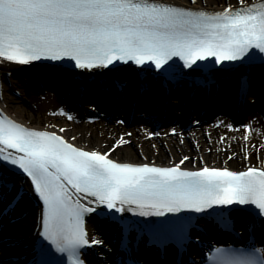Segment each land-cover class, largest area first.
Wrapping results in <instances>:
<instances>
[{"label":"snow or ice","instance_id":"snow-or-ice-1","mask_svg":"<svg viewBox=\"0 0 264 264\" xmlns=\"http://www.w3.org/2000/svg\"><path fill=\"white\" fill-rule=\"evenodd\" d=\"M189 4L194 6L196 0ZM0 61L18 66L46 62L69 75L73 70L114 71L117 64H131L154 70L167 87L182 76H203L210 65L222 72L225 65L264 64V0L259 4L237 0L219 11L167 0H0ZM185 161L191 170L180 167ZM0 162L30 180L27 190L23 184L17 188L10 176L0 172V200L15 192L9 209L24 196L36 197L42 205L36 217L42 258H4L0 252V264H64L52 255L53 249L66 254L69 264H88L83 258L87 249L104 244L90 239L85 229V218L93 213L123 229L121 249L134 247L138 253L146 235L145 249L155 247L159 259L166 257L168 245H176L180 264L193 226L191 218L181 215L185 212L231 225L230 231L233 215L254 213L256 220H244L251 247L216 248L208 260L264 264V247L252 243L256 229H264V168H196V161L187 156L171 167L114 162L108 153L83 150L54 132L25 127L3 114ZM128 213L146 222L121 219ZM4 227L0 225V231ZM133 229L134 242L129 238ZM19 243L0 240L8 247ZM103 256L102 264H122L116 249L104 248ZM127 264L140 262L130 259Z\"/></svg>","mask_w":264,"mask_h":264},{"label":"rangeland","instance_id":"rangeland-1","mask_svg":"<svg viewBox=\"0 0 264 264\" xmlns=\"http://www.w3.org/2000/svg\"><path fill=\"white\" fill-rule=\"evenodd\" d=\"M186 1L172 0L173 3L182 6ZM204 1L196 0L198 8L204 7ZM21 73H24V71L16 67L11 72L0 74V89L9 96L13 105L22 112L17 114L21 123L32 128L54 132L69 143L71 141L77 144L80 141L92 142L100 153H108V158L114 161L140 164L139 159H142L143 162L169 167L177 164L182 156L185 157L190 154L192 155L191 158L195 160L193 156L209 157L215 152L214 150L225 147L224 144L220 145V143L211 144L208 129L210 128L213 132L219 134L221 129L213 128L208 121L202 124L197 117H194L191 122V131L195 130L196 134L191 133L189 136L183 134L182 127L169 124L173 116H178L180 112L179 97L177 95L170 101L169 107L172 111L168 112V116L163 114L165 104H161L160 107H162L163 112L160 117L162 118L161 122H165V125L156 131L146 122L144 108L136 106L140 102L135 101L136 98H132V95L127 99L125 104L127 108L122 114L124 108L116 106L114 101L117 100L112 99L111 94L107 93L109 89H104L98 84L93 86L84 84L85 86H82L79 91V96L75 94V97H79V101L76 105H72L67 100L66 95L68 88L75 82L66 81L61 77H47V80H44L39 78L38 75L31 73L22 75ZM90 90L94 93L88 99H92L82 102L84 93H88ZM161 91L163 92L162 89ZM126 93L129 94V92ZM146 98L142 102H145ZM106 109L109 110V113L106 112ZM52 110H58L65 114L68 121L56 123L51 116ZM120 121H123V123ZM223 123H227L226 120H223ZM237 131L243 132L245 130L237 129ZM113 145H116V148L109 152ZM214 145L217 149L213 148ZM258 145L260 144H256L253 148L257 149ZM240 147L241 144L238 142L233 143L232 150L237 152ZM198 164V161H196V166ZM260 164H264V158L260 161ZM180 166L192 168V165L187 161ZM86 223V231L90 239L95 237L104 241L103 246L89 248L88 256L103 255V249L109 248V244L104 239L103 231L106 222H102L104 227L101 228L98 218L93 213L86 219ZM88 263L93 262L88 260Z\"/></svg>","mask_w":264,"mask_h":264},{"label":"bare ground","instance_id":"bare-ground-1","mask_svg":"<svg viewBox=\"0 0 264 264\" xmlns=\"http://www.w3.org/2000/svg\"><path fill=\"white\" fill-rule=\"evenodd\" d=\"M261 1L262 0H247V2L250 4H256V3L261 2ZM167 2L172 3V0H167ZM226 3L236 5L237 0H205L203 2V6L204 7L208 6L207 10H210V11H213V10L219 11V10H222V8L226 5ZM184 6H192V7L198 8V6L196 4L194 6L190 5L189 0L186 1ZM16 67H18V65H14L10 62L0 61V74L2 72H11ZM30 72L33 75H38L39 78H43L44 80H47V77L48 78H50V77L59 78L60 75L63 76V72H56V71H53L52 69H50V70L38 69V66H37V68L36 67L31 68ZM120 80H122L124 84H122V82H121V85H120ZM235 80H236L235 78L232 79L231 83L234 84ZM77 81L78 82H75V84H73L72 86H70L68 88L67 95L65 93L67 100L72 105H74V104L76 105V103L79 101L78 96H79V91L82 88V86L84 87L85 85H88V84L82 85V83H86V82L85 81L82 82L81 79H79ZM80 82H82V83H80ZM262 82H264L263 79L258 78V76L256 77L255 75H252V77L250 78V83L252 84L253 90L257 89L258 85H260V83H262ZM136 84H137V81L131 79V77H129V75H127V74L124 75L123 79L114 78L111 81V84L109 86L110 89L108 90L107 93L111 94L112 99L114 98L117 100L115 102V104L118 108H120V107L124 108V111L121 112L122 114H124V112L127 108L125 104H126L127 99L131 97V95H132V98L137 99V102H140V104H137L136 106H138V108L143 107L145 112L153 110V104H151V102H150V98L152 96L155 97L156 95H160L157 98V100H162V101L165 100V96L162 95V91L160 88L154 90V88H151L148 86L147 87L148 90L146 92H139L138 89H141L142 87H144V85H139V88L137 89ZM226 84H227L226 81L221 82V86L226 85ZM89 85L93 86L92 84H89ZM119 87L121 88L122 91L119 90ZM126 92H129V94ZM92 93H94V91H92V90H90L88 93H84L82 102L90 101L92 98L91 99H88V98L91 97ZM75 94H78V96L75 97ZM97 94H98V92H97ZM177 94L178 93H176V92L170 91V94L168 96L169 100H172V98L176 97L175 95H177ZM223 94H224V92H222V90H220L217 93V95H215V97H214L213 96L214 90L212 89L211 95L209 96V105H210L212 110H218V109H220V106L225 107V105H227L226 101L228 100V97L223 98L224 97ZM124 95H125V97H124ZM146 96H147V101L142 102V100L144 98H146ZM259 98H260V96H257V98L255 100H257ZM217 100H219V102H220L218 109H217ZM261 106H263V105H261V104L259 105V107H258L259 110H261ZM31 112L35 113L34 111H31ZM106 112L109 113V110H107ZM18 113L21 114L22 112L20 111V109L18 107H15L13 105V102L10 100L9 96L7 94H4L2 89H0V114H3L7 118L12 119L15 122L20 123L21 125H23L25 127H28V128L34 129V130L48 131V130L39 129V128H32V127L27 126L26 124L21 123L18 120V115H17ZM51 116L54 118L56 123H59V121H68L67 116L65 114H62L58 110H52ZM244 116L246 118L245 120H247V121H246L245 126H243V127H234L232 125V123H230V121H228L224 117H220V118L216 117L213 120L211 126H213V128L215 127V129H221V132L219 134L218 132H213V130H211L209 128L208 129V134H210L209 140H210L211 144L220 143V145L224 144L225 147L224 148L218 147L219 149H217V147H215V145H214L213 148H215L217 150H214L215 152L212 155H210L209 157H201L199 155L193 156L195 158V160L198 161V163H199L198 166H196V168H200L202 166H207L210 168H221V169L227 168V169L232 170V171H243L247 167L264 168V164H262V165L260 164V161L264 158V120L259 115H256V114L252 115L250 109L246 110ZM223 120H226L227 123H223ZM237 129H244L245 131H243V132L239 131L238 132ZM246 129H247V131H246ZM49 132H51V131H49ZM191 133L193 135L196 134L195 130L191 131V132H183L184 135H188V136L191 135ZM236 142L241 144V147L238 148L237 152H234L232 150V147H233V143L236 144ZM70 143H72L74 146L78 145L77 147H80L83 150L98 151L100 153L99 149L96 146H94V144L92 142L85 143V142L80 141L79 144H77L76 142L71 141ZM256 144H260V145L257 146V149H254L253 146H256ZM191 156L192 155H190V154L187 155V157H191ZM245 156H247V159H245ZM229 157H231V159H229ZM114 162H118V161H114ZM139 162H140V164H153V163L143 162L142 159H139ZM119 163H121V162H119ZM155 166H157V165H155ZM161 167H164V166H161ZM170 167H171V165H170ZM181 168H183V167H181ZM186 169L191 170L192 168H186ZM13 193L15 195V192H13ZM29 207H31V206H29ZM39 208L40 207H38V208L34 207V208H32L33 210H31L28 207H21L20 205L17 207V209H18L17 212L15 214H13L12 216L14 217L15 215L18 216V215H24L25 214L26 215L25 218L23 216H21L20 218L18 217L19 218L18 223H16L13 226H8L6 229H4L0 235V239L10 238L13 242L20 241V243L16 247H9L8 249H3V251H2L3 256H7L9 254H14V255H17L16 257H24V256H28L27 254L34 255L33 253H35L38 250V246L36 244L37 236H34L33 234L36 233V217H37V213L39 211ZM89 216H87L85 218V225H84L85 229L87 226L86 219ZM0 225H2V222L0 223ZM104 230H106V232H107L106 227L103 229V231ZM205 230H207V229H205ZM208 230H209V228H208ZM238 232H239L241 240L244 241L245 240L244 233L242 231H240L239 229H238ZM122 233H123V229L120 227L118 229L117 239L113 238V240H111V242L114 241L115 243L113 242V246H110L109 248L116 249L117 255H119V257H122L124 260L125 256L123 253H121V250L119 252L120 245H118V242L121 240ZM135 234H136L135 232H131L129 235V238L132 240L135 239L134 238ZM198 235L200 237H202L203 239L206 237L205 235H200V234H198ZM89 238H90V236H89ZM115 240H117V241H115ZM206 241L211 242L212 246L214 247L215 243H213V242H216L217 238L215 236L210 237V238H207ZM144 243H146L145 237H143V242L141 243V245L143 244V246L140 245L138 253L136 252L135 248L132 247L130 254H132V257L134 259L138 260L139 262H146V264H165V263H167V261H169L171 263L172 262L175 263V261L177 259V250L173 247V245L167 247V249H166L167 255L164 259H162L163 261L161 262V259H159L155 255V252H156L155 247H153V249L151 251H148L145 249ZM220 247H223V246H220ZM256 247H264V242H263V244L257 243ZM193 248L194 247L192 244H188L186 246L188 255L190 254L189 252L193 251ZM122 254H123V256H122ZM152 256L156 257V261L158 263H155L156 261L152 258ZM193 257L195 260L198 261L199 257L197 256V254H195ZM83 258L89 259L92 262H96L94 264H98V263L100 264L104 261L103 255H99V261L97 260V256L88 257L86 255ZM185 259H186V256L184 255L182 260L184 261ZM22 264H23V262H22Z\"/></svg>","mask_w":264,"mask_h":264},{"label":"water","instance_id":"water-1","mask_svg":"<svg viewBox=\"0 0 264 264\" xmlns=\"http://www.w3.org/2000/svg\"><path fill=\"white\" fill-rule=\"evenodd\" d=\"M116 69L117 70H114V71H109L107 69H100V70H94L93 72H83V73H81L79 70H75L72 72V74L70 76H72L75 79H81L82 81H89L90 78H93V79L99 81L100 83H103L104 85L107 84L109 86L111 84L113 77H116L119 79L120 76L124 72H126V70H127L126 67H116ZM233 70H237L239 72L240 76H242V77H247L250 74V72L243 69V67L238 68V69H233ZM130 72H131L132 76L135 78V80L138 81L139 83H143V82L147 81L148 79L153 78L154 76L155 77L161 76V75H158L154 70L144 71L141 69H130ZM226 74H227V69H225L222 72L217 71V74L212 75L211 78L217 80V79H219L220 76H223ZM180 78L181 77H179V79ZM190 79L192 81H195V80L198 81L199 79H204V76H202L200 73H193ZM170 83H173V82L170 81ZM245 101H248V97H246V96H245ZM0 172H3L4 174H7L8 176H10L11 180L15 183L17 188H19L21 186V184H23V187L25 190H27L29 188L30 180L24 174L13 173V172L5 169V167H3L1 164H0ZM13 195H14V193L9 195L7 200H0V220H1L0 223L2 222V225L5 226V229L8 226H10L11 221H13V220L19 221V218L21 216H23L24 218L26 216L24 214V215H18V216L15 215L14 217H11L9 219L4 218L6 216V213L9 211L8 204H9V202H11ZM22 203H23L24 207H26V206L40 207V204L38 202V198H36V197L24 196V198L22 199ZM4 239H0V240H4ZM7 239L12 241L10 238H7ZM3 246H5V245H3ZM27 255H28L27 257L29 258L31 254H27ZM14 256H17V255H14Z\"/></svg>","mask_w":264,"mask_h":264}]
</instances>
